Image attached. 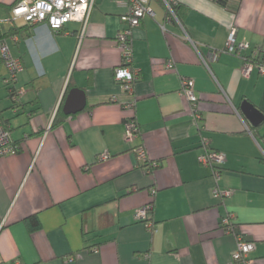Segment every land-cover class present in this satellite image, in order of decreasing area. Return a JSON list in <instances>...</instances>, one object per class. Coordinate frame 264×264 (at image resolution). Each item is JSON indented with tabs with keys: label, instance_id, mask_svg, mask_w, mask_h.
<instances>
[{
	"label": "crops",
	"instance_id": "1",
	"mask_svg": "<svg viewBox=\"0 0 264 264\" xmlns=\"http://www.w3.org/2000/svg\"><path fill=\"white\" fill-rule=\"evenodd\" d=\"M14 1L0 0L9 17ZM176 3L178 17L165 0H151L155 15L133 33L140 132L132 142V113L115 78L127 0H96L86 27L39 24L27 36L23 20L5 37L24 69L7 85L0 56V117L19 147L0 157L1 264H240L239 236L255 243L254 264H264V120L255 126L240 108L247 101L264 113V74L257 66L243 73L244 56L264 52V0ZM10 27L0 25L2 34ZM232 33L248 49L226 52ZM186 78L195 81L200 120L182 94ZM15 88L24 89L17 103ZM74 88L86 105L67 115ZM204 138L225 155L219 181L199 160ZM216 186L233 192L216 198ZM149 203L148 219H138ZM33 215L35 229L26 221ZM225 216L233 233L221 226Z\"/></svg>",
	"mask_w": 264,
	"mask_h": 264
},
{
	"label": "built area",
	"instance_id": "2",
	"mask_svg": "<svg viewBox=\"0 0 264 264\" xmlns=\"http://www.w3.org/2000/svg\"><path fill=\"white\" fill-rule=\"evenodd\" d=\"M150 1L151 0H127L129 13L123 17V20L128 22V26L120 30L116 37L117 46L122 52V62L115 69V78L126 95V100L123 102V105L132 113V115L125 120V139L128 142L134 141L139 136L140 132L136 116L133 114L138 101L134 87L139 79L140 70L135 67L133 63L134 53L132 38L134 30L141 26L142 19L147 15H155ZM165 1L169 9L174 13L172 4L176 3V0ZM95 2L96 0H18L11 9L10 17H8L7 20L15 22L22 19L30 25L36 26L44 24L56 31L63 29L64 26L71 21L81 22L84 27H86L95 6ZM1 22L2 20L0 17V25ZM248 47V43L237 41L235 33H232L227 40L225 51L238 54L248 49ZM0 56L8 73L5 82L7 85L14 88L19 73L24 69V65L21 59L13 54L7 39L2 37L1 34ZM255 66L264 74V63H254L245 59V64L243 66L244 75H250ZM168 67H173V63L170 62ZM181 91L191 104L193 116L197 120H200L201 115L198 109L199 99L195 92V81L189 78L183 79ZM23 93V88H15L13 101L17 103ZM18 151V145L13 143L11 132L0 117V157L16 154ZM136 151L141 160L146 161L148 159L147 151L143 146L137 147ZM107 157L108 154L103 155V158ZM199 160L203 165L210 166L214 169L216 181H219L221 178V167L225 162V155L212 148L209 140L206 138L202 139V152L199 156ZM151 164L152 166L156 165L153 162ZM232 192V189L223 190L219 186H216L213 194L216 198L225 199L229 197ZM152 207L153 204L149 203L139 209L137 218L143 221L147 220ZM148 224L151 225V223ZM221 226L226 232H234V223L231 221L230 216L222 218ZM254 249L255 243L243 240V238L239 236L237 240V249L233 254V260L240 262V264H254V261L249 258L250 253Z\"/></svg>",
	"mask_w": 264,
	"mask_h": 264
},
{
	"label": "water",
	"instance_id": "3",
	"mask_svg": "<svg viewBox=\"0 0 264 264\" xmlns=\"http://www.w3.org/2000/svg\"><path fill=\"white\" fill-rule=\"evenodd\" d=\"M86 97L85 91L80 88L72 89L65 101L64 112L67 115L75 114L85 108ZM243 114L250 120L253 125H259L264 120V113L251 103L245 101L240 106Z\"/></svg>",
	"mask_w": 264,
	"mask_h": 264
},
{
	"label": "trees",
	"instance_id": "4",
	"mask_svg": "<svg viewBox=\"0 0 264 264\" xmlns=\"http://www.w3.org/2000/svg\"><path fill=\"white\" fill-rule=\"evenodd\" d=\"M17 1H18V0H15L10 6H7V9L9 10V12L11 11V9L13 8V6L16 4ZM217 1H218L220 4H222V5H224V6H227V0H217ZM178 6H179L178 3H173V4H172L173 11H174V13H175V15H176L177 17L180 16V14H179V12H178ZM179 18H180V17H179ZM27 25H29V26L27 27V29H28L27 36H31L33 25H30V24H28V23H27ZM27 25H25V26H21V27H18L17 25H15V22H14V23L11 25L10 30H9L7 33H5V34H2V32H1V28H0V34H1L2 37H7L9 34H11V33H15V32H17V31L23 29V28L26 27ZM244 58H245L246 60H249V61L254 62V63H264V52H260V53L258 54V56H256V57H251V56H247V55H245ZM12 92H13V94H14V90H13ZM59 115H60V114H59ZM59 119H60V117H58V120H59ZM7 127H8V126H7ZM156 165H157V164H156ZM156 165H153V166H152V164L150 163V165H148V166H150L149 168L153 169V168H155ZM26 221H28V223H30V225H32V227H33L32 229L38 228V226H39V222H38V219H37V216H36V215H33V216H31V217H28V218L26 219Z\"/></svg>",
	"mask_w": 264,
	"mask_h": 264
},
{
	"label": "rangeland",
	"instance_id": "5",
	"mask_svg": "<svg viewBox=\"0 0 264 264\" xmlns=\"http://www.w3.org/2000/svg\"><path fill=\"white\" fill-rule=\"evenodd\" d=\"M5 9H0V17H1V27L4 29V30H8V27H10L14 22H10L8 21V17H9V13L7 12H4ZM23 20L22 19H19L17 21H15V23H20L22 22Z\"/></svg>",
	"mask_w": 264,
	"mask_h": 264
}]
</instances>
